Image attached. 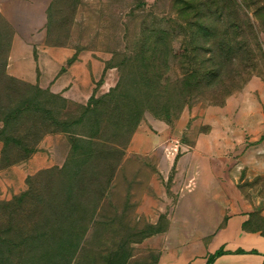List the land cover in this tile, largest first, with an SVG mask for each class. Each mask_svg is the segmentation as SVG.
<instances>
[{
  "label": "rangeland",
  "instance_id": "1",
  "mask_svg": "<svg viewBox=\"0 0 264 264\" xmlns=\"http://www.w3.org/2000/svg\"><path fill=\"white\" fill-rule=\"evenodd\" d=\"M241 15L252 24L244 33L235 28ZM58 50L70 51L72 63L43 57ZM77 58L90 84L51 92ZM117 66H127L119 84ZM252 79L264 83V0H0V202L28 188L42 199L39 215L0 211V264L198 259L199 232L209 233L198 225L210 215L200 212L207 199L186 146L209 132V109ZM223 120L211 115L219 133H230ZM139 144L148 148L135 151ZM46 218L54 234L12 247L20 230L39 231Z\"/></svg>",
  "mask_w": 264,
  "mask_h": 264
},
{
  "label": "crops",
  "instance_id": "2",
  "mask_svg": "<svg viewBox=\"0 0 264 264\" xmlns=\"http://www.w3.org/2000/svg\"><path fill=\"white\" fill-rule=\"evenodd\" d=\"M13 49H20L27 58L31 55L20 39L13 40ZM46 56L61 61V57L66 60L73 55L58 50L47 51L43 57ZM84 63L87 62L77 58L47 87L51 86L53 93H62L68 86L75 88L79 83L87 87L91 77ZM208 112L211 114L205 123L210 126L209 132L200 133L193 146L186 147L191 149L190 166L196 167L197 189L207 199L203 203L206 210L200 212L210 215L199 223L198 230L209 233L199 232L204 243L198 259L169 258L166 264H206L207 258L219 250L223 254L211 264H264V224L259 223L260 218L264 221V83L250 80L222 108H211ZM212 114L223 116L225 129L230 133H219V123L211 122ZM157 131L171 133L166 125H159ZM146 148L147 145L139 144L134 150L144 152ZM191 167L189 171L193 174L195 169Z\"/></svg>",
  "mask_w": 264,
  "mask_h": 264
},
{
  "label": "trees",
  "instance_id": "3",
  "mask_svg": "<svg viewBox=\"0 0 264 264\" xmlns=\"http://www.w3.org/2000/svg\"><path fill=\"white\" fill-rule=\"evenodd\" d=\"M237 10H238L239 13L241 12L240 11V8H238ZM235 26H236L235 28L237 29V31L240 32V33H244L245 32L244 29L247 30L248 28L249 29L252 28L251 22L245 16H242V15H241V22L239 20L235 24ZM147 44L149 45V43H147V42H145V43L142 42L140 44V47L142 49H144ZM73 59H74V56L71 57V63H72ZM143 66H146V61H142V62L140 61L139 68H141ZM126 67L127 66H125V67H118L117 68L121 72V74L119 76V82H118V84L123 80L124 72H126L125 70L127 69ZM105 69H106V67H105ZM61 71H63V69H61ZM204 74H205V76H209L211 73H204ZM229 95H230V93H229V91H227L225 97L222 98L221 100L224 101L226 99V97H228ZM214 100L216 101L217 99H214ZM97 103H98V99H95V97H93V96H91L89 98V100H88L89 108H94ZM214 106H219V105H218V103H215ZM14 113L15 114H21V110L19 108L18 109H15L14 110ZM45 134L46 133H42L41 137L44 136ZM41 137H40V139H41ZM2 140L4 142L3 143V149H2V152H3L2 153V161H3V160L6 159V156H5L6 155V146H7V144L12 139L10 137H5V138H2ZM94 140L95 139H93V138H89L87 141L90 143V142H94ZM33 152H34V149L33 148L27 150L26 151V155L23 158L28 157ZM99 152L100 151L98 149H96V150H92L88 154H91L92 157H95ZM74 156H76V148H74L72 157L74 158ZM9 164H11V162L8 161L4 165L5 166H8ZM5 166H3V167H5ZM41 200L42 199H39L36 202H34L35 201L34 189L28 188L25 192H23L22 194H20L19 196L15 197V198H13L9 202H0V209H1L0 211L3 210L4 216L6 218H8V217L13 218L15 216H20V215L25 214V213H28V212H30L32 214V216H33L34 214H36V211H37V213L39 215V209L41 210V207H42V201ZM33 207H35V210H33ZM252 217H254V216H252ZM37 218H38V216H37ZM259 220H260V222H263V224H264V221L261 218ZM37 221H38V219L37 220H32L31 222H34L33 225H35ZM50 222L51 221L46 218L45 221H43V223L45 224V226L42 227V228H40V229H38V227H37V230H39V231L32 230L30 232H25V228L26 227H24L23 230H20L19 231L20 232V237L18 239L19 240L18 244H12V247L18 248V247H21L22 245H24V243L27 242V241L33 242V241H37L39 239H43L44 237H47V234H49L48 232H50L51 234H54V230L53 229H50L49 227H47L48 223H50ZM50 226H52V225H50ZM56 230H58V229H56ZM68 231H69V229L67 228L66 233L72 234L71 230L69 232ZM38 232H40V233H38ZM263 234H264V231H263ZM1 242H3V244L6 243L5 241H1ZM10 252L13 253L12 252V249L10 250ZM222 254H223V252L221 250L217 251L215 254H213V255H211V256H209L207 258L206 264H211L216 257H219ZM2 263L5 264L6 261H2Z\"/></svg>",
  "mask_w": 264,
  "mask_h": 264
},
{
  "label": "built area",
  "instance_id": "4",
  "mask_svg": "<svg viewBox=\"0 0 264 264\" xmlns=\"http://www.w3.org/2000/svg\"><path fill=\"white\" fill-rule=\"evenodd\" d=\"M176 148H177L176 145H174L173 148H170V151L172 152V154H173L174 152H176Z\"/></svg>",
  "mask_w": 264,
  "mask_h": 264
}]
</instances>
